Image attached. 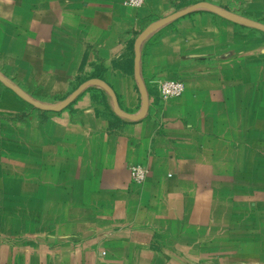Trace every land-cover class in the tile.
<instances>
[{"label":"crops","instance_id":"0c3cea01","mask_svg":"<svg viewBox=\"0 0 264 264\" xmlns=\"http://www.w3.org/2000/svg\"><path fill=\"white\" fill-rule=\"evenodd\" d=\"M227 13L264 0H0L8 80L118 98L0 81V264H264V32Z\"/></svg>","mask_w":264,"mask_h":264},{"label":"water","instance_id":"95a60500","mask_svg":"<svg viewBox=\"0 0 264 264\" xmlns=\"http://www.w3.org/2000/svg\"><path fill=\"white\" fill-rule=\"evenodd\" d=\"M198 7V5H194L186 10V12L194 10ZM228 16L234 17L238 19L239 21L244 22L245 24L254 27L258 30L264 31V24L255 22L243 17L236 16L231 13H227ZM140 49L137 46L135 50V74L138 78H140ZM0 81L3 82L8 88H10L14 93H16L20 98L31 104L32 106L45 110V111H61L68 107L83 91L89 86L96 85L103 89L113 100V104L115 107H118V98L117 95L114 91V89L103 79H98V78H90L83 82L81 85H79L72 93H70L67 97H65L62 101L59 103H44L36 100L32 96H30L27 92L22 90L20 87L15 85L13 82L8 80L1 72H0ZM148 107V97L146 92L144 91L142 93V107H141V112L139 115H137L135 118L140 119L144 116L146 110ZM126 117H130L126 115Z\"/></svg>","mask_w":264,"mask_h":264},{"label":"built area","instance_id":"2783aa9c","mask_svg":"<svg viewBox=\"0 0 264 264\" xmlns=\"http://www.w3.org/2000/svg\"><path fill=\"white\" fill-rule=\"evenodd\" d=\"M147 0H124L125 4L132 8H139L146 3ZM159 98L165 102L173 97H179L185 92V85L179 80H163L158 85ZM149 170L141 164H134L130 167V175L132 180L137 184L145 182Z\"/></svg>","mask_w":264,"mask_h":264},{"label":"rangeland","instance_id":"374dc122","mask_svg":"<svg viewBox=\"0 0 264 264\" xmlns=\"http://www.w3.org/2000/svg\"><path fill=\"white\" fill-rule=\"evenodd\" d=\"M264 32V31H262ZM264 154L262 153V160H261V165L259 166L260 169V186H261V190H264ZM255 233V231L253 229H251L249 226H246L245 228V235L246 238L247 237H255L253 236V234ZM196 264H204V262H197Z\"/></svg>","mask_w":264,"mask_h":264},{"label":"trees","instance_id":"16d2710c","mask_svg":"<svg viewBox=\"0 0 264 264\" xmlns=\"http://www.w3.org/2000/svg\"><path fill=\"white\" fill-rule=\"evenodd\" d=\"M91 78H98V79H102V75H100V73H95L91 76Z\"/></svg>","mask_w":264,"mask_h":264}]
</instances>
